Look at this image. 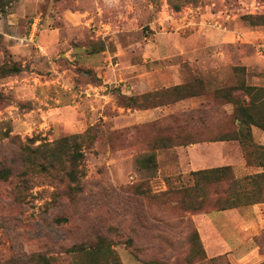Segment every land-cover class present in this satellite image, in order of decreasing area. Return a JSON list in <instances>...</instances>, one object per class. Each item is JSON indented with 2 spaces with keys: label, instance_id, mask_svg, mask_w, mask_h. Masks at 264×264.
I'll list each match as a JSON object with an SVG mask.
<instances>
[{
  "label": "rangeland",
  "instance_id": "obj_1",
  "mask_svg": "<svg viewBox=\"0 0 264 264\" xmlns=\"http://www.w3.org/2000/svg\"><path fill=\"white\" fill-rule=\"evenodd\" d=\"M4 10L0 66L22 70L0 76V167L13 171L0 180V264H90L91 253L72 247L100 235L122 264H264V202L223 216L183 211L163 194L187 183L193 169L227 163L242 178L264 167L245 163L238 141L152 146L164 134L201 129L199 110L208 125L233 129V106L196 97L138 109L118 95L195 76L264 86V26L243 19L264 14V0H14ZM94 44L105 48L92 52ZM92 125L97 135L83 145L81 190L40 173L22 179L21 145ZM138 185L161 195L137 194ZM195 229L209 254L191 262Z\"/></svg>",
  "mask_w": 264,
  "mask_h": 264
},
{
  "label": "trees",
  "instance_id": "obj_2",
  "mask_svg": "<svg viewBox=\"0 0 264 264\" xmlns=\"http://www.w3.org/2000/svg\"><path fill=\"white\" fill-rule=\"evenodd\" d=\"M14 0H0V11H5V6ZM179 9V6H175ZM244 21L252 26H264V14H248ZM105 48L102 44L92 46V52H98ZM245 70V66H242ZM240 69L234 66V70ZM22 67L16 63L0 66V76L19 73ZM235 90L244 92V96L235 93ZM123 106L138 109H151L170 105L190 98L202 97L225 104H231V121L236 124L233 129L226 127L210 126L206 116L199 110L198 116L201 129L180 127L177 130H186L176 134H164L155 138L154 148H171L180 145H189L199 142L211 141H238L244 150V158L248 165L264 167V145L255 140L253 126L264 129V86L247 83L246 78L238 79L234 85H216L214 81L195 76L184 83L167 87L163 90H154L139 94L126 95L119 92ZM168 126L165 131L170 130ZM94 126H89L83 133H74L63 136L52 142H41L38 145H21V160L24 166L22 179L27 176L40 173L50 175L60 181L67 180L74 185V190H81L82 174L81 164L84 158L83 145L93 142L96 138ZM213 130V131H211ZM192 131L205 132L193 133ZM212 132V134H210ZM32 140V138H29ZM34 143V142H33ZM256 159L255 161H253ZM13 171L9 167H0V180H7ZM187 183L178 187L170 186L165 191L167 198L175 197L179 208L189 212L209 213L211 210L224 211L264 202V169L249 173L242 178L235 175L231 164H222L209 168H201L190 171ZM134 192L151 196L144 186H136ZM161 194H153L151 197H160ZM191 262L206 258L207 252L197 229L192 232ZM128 247L134 251L135 245L132 238L126 240ZM74 253L87 252L92 254L90 264H98L95 255L101 253L106 258L99 264H122L118 253L113 249L111 241L106 236H98L90 242H81L72 247ZM145 264H168L164 261L153 259L145 261Z\"/></svg>",
  "mask_w": 264,
  "mask_h": 264
},
{
  "label": "crops",
  "instance_id": "obj_3",
  "mask_svg": "<svg viewBox=\"0 0 264 264\" xmlns=\"http://www.w3.org/2000/svg\"><path fill=\"white\" fill-rule=\"evenodd\" d=\"M264 84V83H263ZM190 99H192V98H190ZM183 101H185V100H183ZM253 134H254V137H255V140L258 142V143H260V144H263L264 145V129H260V128H258V127H256V126H253ZM211 142H230V141H211ZM211 142H199V143H192V144H189V145H180V147H182V146H190V147H195V146H199V145H202V144H205V143H211ZM232 142V141H231ZM245 159V158H244ZM245 163H246V160H245ZM225 164H227V163H225ZM218 165H222V163H220V164H218ZM218 165H216V166H218ZM232 165V164H231ZM246 165V164H245ZM244 165V166H245ZM233 166V165H232ZM212 167H214V166H212ZM234 167V166H233ZM203 168H209V167H203ZM198 169H201V168H198ZM193 170H196V169H193ZM249 206H251V205H249ZM253 206H256L257 207V204H254ZM243 207H245V206H243ZM239 207H236V208H232V209H234V210H237ZM227 210H230V209H227ZM224 211H226V210H224ZM224 211H216V212H214V214H220V213H223L222 215L224 216V215H226L228 212H224ZM213 215V214H212ZM260 217H262L261 215H260ZM209 221V220H208ZM212 221V223L213 224H215V222L213 221V220H211ZM231 221V220H230ZM229 221V222H230ZM210 222V221H209ZM211 223V222H210ZM216 235L217 234H215V237H216ZM202 241L204 242L205 241V239L203 240V238H202ZM205 245V244H204ZM206 252L209 254V251H208V249H207V247H206Z\"/></svg>",
  "mask_w": 264,
  "mask_h": 264
}]
</instances>
